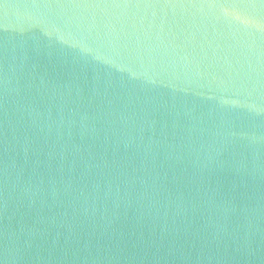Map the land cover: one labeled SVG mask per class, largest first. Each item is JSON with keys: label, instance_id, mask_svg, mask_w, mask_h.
<instances>
[{"label": "water", "instance_id": "obj_1", "mask_svg": "<svg viewBox=\"0 0 264 264\" xmlns=\"http://www.w3.org/2000/svg\"><path fill=\"white\" fill-rule=\"evenodd\" d=\"M0 264H264V0H0Z\"/></svg>", "mask_w": 264, "mask_h": 264}, {"label": "clouds", "instance_id": "obj_2", "mask_svg": "<svg viewBox=\"0 0 264 264\" xmlns=\"http://www.w3.org/2000/svg\"><path fill=\"white\" fill-rule=\"evenodd\" d=\"M76 243H79L78 241ZM139 244L144 250H150V249H163L166 248L167 246H171L173 244V241L171 238L168 239H163V238H152L149 237L147 239H142L139 241ZM26 244L23 239L18 238L14 242V247L18 249H23L25 248Z\"/></svg>", "mask_w": 264, "mask_h": 264}]
</instances>
